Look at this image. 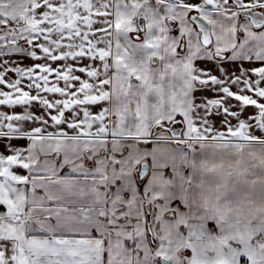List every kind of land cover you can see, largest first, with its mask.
<instances>
[{
    "label": "snow or ice",
    "instance_id": "snow-or-ice-1",
    "mask_svg": "<svg viewBox=\"0 0 264 264\" xmlns=\"http://www.w3.org/2000/svg\"><path fill=\"white\" fill-rule=\"evenodd\" d=\"M0 264H264V0H0Z\"/></svg>",
    "mask_w": 264,
    "mask_h": 264
}]
</instances>
